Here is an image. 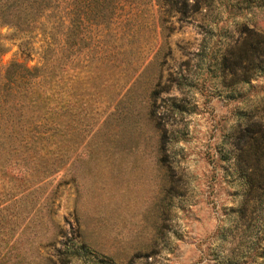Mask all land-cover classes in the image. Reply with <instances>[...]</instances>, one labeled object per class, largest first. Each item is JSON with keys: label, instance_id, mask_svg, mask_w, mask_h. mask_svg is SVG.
Wrapping results in <instances>:
<instances>
[{"label": "rangeland", "instance_id": "rangeland-1", "mask_svg": "<svg viewBox=\"0 0 264 264\" xmlns=\"http://www.w3.org/2000/svg\"><path fill=\"white\" fill-rule=\"evenodd\" d=\"M229 4L203 20L172 16L163 39L155 21L118 22L111 56L78 76L73 59L66 125L51 140L7 142L24 154L0 169V264H259L264 207L236 219L242 180L216 151L236 141L237 121L264 123V72L222 85L216 61L235 21L264 30V6ZM11 32L0 25L1 63L21 58L27 35Z\"/></svg>", "mask_w": 264, "mask_h": 264}, {"label": "trees", "instance_id": "trees-1", "mask_svg": "<svg viewBox=\"0 0 264 264\" xmlns=\"http://www.w3.org/2000/svg\"><path fill=\"white\" fill-rule=\"evenodd\" d=\"M215 1H223L225 6L230 3L227 10L230 6L244 10L264 6V0H0V25L12 26L11 33L27 35L18 43L21 58L0 62V169H4L10 152L16 159L24 154L16 147L8 148L7 142L51 140L57 126L66 125L73 80L70 69L76 63L72 61H79L78 76L91 60L96 63L111 56L117 46L113 42L117 31L113 27L111 34L110 26L130 21L137 28L155 21L156 32L163 39L171 28L172 16L179 20L195 18L198 13L203 20ZM234 25L238 36L216 61L219 82L250 85L257 72H264V30L240 21ZM197 26L201 27L202 21ZM34 31H40L43 40L35 50L27 42ZM4 50L0 37V55ZM31 52L37 59L27 64ZM89 72L92 69L87 68L83 75ZM232 131L236 141L228 150L216 151L217 159L228 161L242 180V197L235 210L236 219L245 220L248 210L261 216L264 207V123L261 117L250 114L237 121ZM250 197L254 202L247 207ZM77 245L101 261L108 260L92 253L84 243ZM261 256L259 264H264V250ZM60 260L67 264L65 257Z\"/></svg>", "mask_w": 264, "mask_h": 264}]
</instances>
